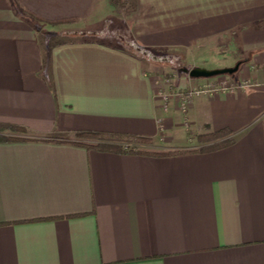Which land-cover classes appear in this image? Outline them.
<instances>
[{
    "label": "crops",
    "instance_id": "crops-1",
    "mask_svg": "<svg viewBox=\"0 0 264 264\" xmlns=\"http://www.w3.org/2000/svg\"><path fill=\"white\" fill-rule=\"evenodd\" d=\"M107 10L0 0V123L28 138L0 141V264H264V0H128L117 44L39 33ZM159 48L232 53L208 68L239 62L236 87L157 81L145 53ZM222 128L224 148L162 157L69 143L95 130L194 149Z\"/></svg>",
    "mask_w": 264,
    "mask_h": 264
},
{
    "label": "rangeland",
    "instance_id": "rangeland-1",
    "mask_svg": "<svg viewBox=\"0 0 264 264\" xmlns=\"http://www.w3.org/2000/svg\"><path fill=\"white\" fill-rule=\"evenodd\" d=\"M108 11V10H107ZM106 11V12H107ZM108 11V15L112 14L109 20L88 21L76 25H58L54 29H50L39 23V33L43 38L49 41H67V40H103L117 44V38L125 34L124 31V11ZM121 12V13H120ZM118 13V14H117ZM105 15V14H104ZM41 26V27H40ZM45 26V27H44ZM40 36V35H39ZM124 38V36H123ZM219 54L188 52L179 49H165L159 48L154 51L145 53V65L154 74L155 79L164 81L176 76L187 74V71L192 67H212L224 60V57H231L232 53L223 52L220 48ZM184 74V75H185ZM212 83H221L225 85H235L231 80L230 75H218L214 77ZM206 86V85H205ZM204 86V87H205ZM152 149H158L159 146L153 144Z\"/></svg>",
    "mask_w": 264,
    "mask_h": 264
},
{
    "label": "trees",
    "instance_id": "trees-1",
    "mask_svg": "<svg viewBox=\"0 0 264 264\" xmlns=\"http://www.w3.org/2000/svg\"><path fill=\"white\" fill-rule=\"evenodd\" d=\"M14 3L17 7H19L16 2ZM108 3L113 9L120 11L126 8L128 0H108ZM25 12L34 16L38 20H43L28 10H25ZM72 21H75V19L51 20L50 22L67 23ZM25 131V128L20 125L0 123V141L27 140L28 138L16 135L23 134ZM231 133V130L228 128H222L198 134L196 135V138L203 143V145L194 149H152L153 140L150 137L129 133L95 130H83L76 132V140L69 141V143L84 146L86 148H94L100 151L162 157L189 152H208L224 148L233 142Z\"/></svg>",
    "mask_w": 264,
    "mask_h": 264
},
{
    "label": "water",
    "instance_id": "water-1",
    "mask_svg": "<svg viewBox=\"0 0 264 264\" xmlns=\"http://www.w3.org/2000/svg\"><path fill=\"white\" fill-rule=\"evenodd\" d=\"M239 62H237L233 67H223V68H205V67H192L188 71L185 69L189 77L192 78H209L218 75H230L237 71Z\"/></svg>",
    "mask_w": 264,
    "mask_h": 264
},
{
    "label": "built area",
    "instance_id": "built-area-1",
    "mask_svg": "<svg viewBox=\"0 0 264 264\" xmlns=\"http://www.w3.org/2000/svg\"><path fill=\"white\" fill-rule=\"evenodd\" d=\"M243 85H247V84H243ZM236 87V85H225V84H221V83H209L207 84L204 88L202 89H198V90H193V92H197V91H205V92H208V93H212V92H218V91H226V90H232ZM238 87V86H237ZM192 91L189 92L190 94L193 93ZM190 94H187V95H190ZM167 95L166 94H163V98H166ZM184 105V103H183Z\"/></svg>",
    "mask_w": 264,
    "mask_h": 264
}]
</instances>
